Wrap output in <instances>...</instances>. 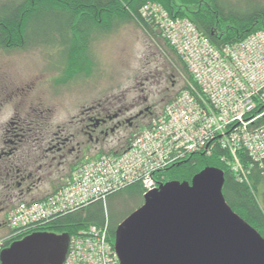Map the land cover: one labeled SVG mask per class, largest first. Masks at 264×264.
Returning <instances> with one entry per match:
<instances>
[{
    "label": "built area",
    "instance_id": "1",
    "mask_svg": "<svg viewBox=\"0 0 264 264\" xmlns=\"http://www.w3.org/2000/svg\"><path fill=\"white\" fill-rule=\"evenodd\" d=\"M141 15L174 49L190 79L182 74L184 86L121 153L88 160L50 198L19 204L10 216L14 233L105 202L134 183L145 193L156 189V172L196 153L210 155L221 147L244 179L239 150L264 160V30L217 49L190 20L172 17L157 2L144 4ZM108 234L107 222L70 236L64 264H120Z\"/></svg>",
    "mask_w": 264,
    "mask_h": 264
},
{
    "label": "flooded vegetation",
    "instance_id": "2",
    "mask_svg": "<svg viewBox=\"0 0 264 264\" xmlns=\"http://www.w3.org/2000/svg\"><path fill=\"white\" fill-rule=\"evenodd\" d=\"M10 41L8 47H0L2 250L22 239L11 234L10 223V215L19 204L50 198L89 159L121 151L182 88L166 64L160 63L159 69L150 62L139 83L142 89H133L131 97L117 95L112 89H83L81 64L67 83V48L60 36ZM73 41L82 49L81 40ZM51 51H58L61 59L52 61ZM24 52H32L37 59L27 72L14 62V54Z\"/></svg>",
    "mask_w": 264,
    "mask_h": 264
},
{
    "label": "trees",
    "instance_id": "3",
    "mask_svg": "<svg viewBox=\"0 0 264 264\" xmlns=\"http://www.w3.org/2000/svg\"><path fill=\"white\" fill-rule=\"evenodd\" d=\"M148 2L161 4L172 17L190 20L217 49L237 43L252 33L264 30V5L252 1L227 3L223 0H0V47H8V44L12 43L11 39L22 42L23 39L34 38V34L39 32V27L48 24V16L54 15L55 23L60 29V35L57 36L63 37L62 43L67 48L65 62L68 66L67 79L70 82L69 79L74 77L80 64L82 65L80 69L83 70V66H86L90 60V56L84 51L85 42L91 33L98 29L105 32L111 31L110 25L117 21V18L119 19L118 13L122 11L123 18L126 17L139 25L148 32L147 35L152 34L159 38L166 54L175 59L172 62L177 63L190 79L174 49L168 45L167 41L156 35L154 29L141 15V7ZM107 13L110 15L107 16ZM66 29H71V36L68 37ZM42 31L40 36L45 34L43 36L48 37L47 27H43ZM77 38H80L83 43L82 49L73 45V40ZM175 96L176 94L173 98ZM173 98L169 99L168 103ZM134 136L126 143H129ZM125 146L126 144L123 147ZM114 153H121V151L111 154ZM102 155L104 154L98 157ZM238 158L246 170V179L233 170V156L221 147L216 148L210 155L196 153L184 161L156 172L154 178L160 186L170 181L191 182L196 174L207 167L222 170L225 175L223 195L226 202L241 219L264 238V160L255 161L243 150L238 151ZM144 194L143 186L140 183H134L111 193L105 202L95 201L76 211L52 217L47 223L35 225L30 229H23L16 233L12 230L11 234L23 238L33 231L42 230L72 236L88 226L103 227L108 222L109 241L114 244L117 227L127 216L118 219L110 210L106 211L105 205L119 204L122 199L132 196L141 197L143 204Z\"/></svg>",
    "mask_w": 264,
    "mask_h": 264
},
{
    "label": "water",
    "instance_id": "4",
    "mask_svg": "<svg viewBox=\"0 0 264 264\" xmlns=\"http://www.w3.org/2000/svg\"><path fill=\"white\" fill-rule=\"evenodd\" d=\"M224 172L207 167L170 181L117 227L120 264H264V238L223 195ZM69 234L35 232L0 252L2 264H64Z\"/></svg>",
    "mask_w": 264,
    "mask_h": 264
},
{
    "label": "rangeland",
    "instance_id": "5",
    "mask_svg": "<svg viewBox=\"0 0 264 264\" xmlns=\"http://www.w3.org/2000/svg\"><path fill=\"white\" fill-rule=\"evenodd\" d=\"M223 1L227 3L252 1L264 5V0ZM122 13L124 12L120 11L118 13L119 19L117 18V21L115 20L114 23L110 25L112 26L111 31L105 32L98 29L91 33V36L89 37L90 40L87 42L90 44V51L87 53L90 56V60L86 66H83V89H112L117 95L125 93L127 96L129 95L131 97V94H133L131 91L133 89H142L141 84L139 83L143 82V72L150 65V62H153V64L156 63L155 66H159V69H162L160 63L166 64L165 68L168 67L173 73H175L176 79L181 81V87H183L185 82L182 80L181 75H185V73H183L177 63H175V65L172 62L175 61L173 57L164 54L165 50L161 45L160 39L154 37L152 34H150L151 36L147 35L148 32L139 25H136L128 18L126 19V17L123 18ZM109 15L110 14L107 13V16ZM65 18L67 20V17ZM47 20L49 21L48 24L46 23L43 26L48 29L46 34H48L51 39L58 37L56 34L60 35V29L57 26V23H55L54 15L50 14ZM43 27H39V32H37L38 35L34 34V38H43L42 36L45 34L40 36ZM69 32H71V29L66 31L68 37L72 35V32ZM42 33H44V31H42ZM77 40L80 41L81 39L77 38ZM87 45L85 46L86 48L88 47ZM39 51V54H41L42 50ZM51 53H53V55H50L49 58L52 61L61 59L58 51H51ZM14 56H16L14 57V62L17 63L18 69L20 67V70L23 72L29 71V67L32 66V64H36L34 60L37 59L33 56L32 52L16 53ZM67 83H69V81ZM68 86L75 87L74 84H68ZM101 93L102 91L100 90L99 95H101ZM173 96L169 99H172ZM169 99L164 102L161 111L163 108L165 109ZM153 118L150 120L152 121ZM141 205V197L132 196L122 199L119 204H106L105 208L107 212L110 210L116 218L121 219L126 216L128 217L132 212L140 208ZM106 214L107 218H109L108 213Z\"/></svg>",
    "mask_w": 264,
    "mask_h": 264
}]
</instances>
